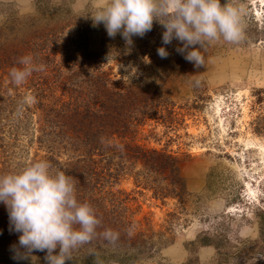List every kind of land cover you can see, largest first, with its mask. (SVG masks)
<instances>
[{"label":"rangeland","instance_id":"rangeland-1","mask_svg":"<svg viewBox=\"0 0 264 264\" xmlns=\"http://www.w3.org/2000/svg\"><path fill=\"white\" fill-rule=\"evenodd\" d=\"M240 3L245 8L242 39L207 46L202 50L204 66L196 68L181 56L174 70L163 72L160 66L143 70L163 78L159 96L166 95L170 102L162 110L170 123L150 116L139 126L136 142L178 159L185 194L182 203L175 197L155 195L147 182L153 175L139 161L126 162L116 179L106 184L115 197L105 204L112 208L110 212L134 221L138 238L145 240L144 251L126 245L102 244L98 249L84 245L96 260L106 256L105 264H217L223 256L220 264L257 261L253 241L259 224L264 227V0ZM90 7L87 0H0V27L11 19L22 23L16 38L0 49L1 60L11 66L0 69V96H11L13 108L32 106L34 88L50 84L42 83L41 78H48L49 73L64 75L63 59L68 61L70 54L78 58L81 51H71L77 40L87 51L97 52L101 42L109 47L95 62L112 79L117 80L119 70L145 66L144 58L137 54L127 63L112 58L125 42L119 34L110 38L103 25L93 27L91 19L81 17ZM28 17L31 22L22 21ZM63 23V33H55ZM49 26L56 28L54 36L46 35ZM160 28L154 23L152 30ZM150 32L143 38L150 37ZM30 42L36 46L43 42L44 46L35 47L34 56L32 50L29 55L22 53ZM11 50L20 51V59L32 57L33 64L43 65V70L33 71L22 84L13 83L10 70L23 65L7 59ZM33 119L30 115L25 126L18 120L13 122L15 127L8 121L1 125L0 174L17 171L31 161L49 162V141L40 140L45 135L33 130ZM66 152L56 155L59 166L55 171L63 169Z\"/></svg>","mask_w":264,"mask_h":264},{"label":"trees","instance_id":"trees-1","mask_svg":"<svg viewBox=\"0 0 264 264\" xmlns=\"http://www.w3.org/2000/svg\"><path fill=\"white\" fill-rule=\"evenodd\" d=\"M31 19L28 17L22 21L31 22ZM21 24H16L11 19L0 27V49L11 43L9 39L16 38V30ZM64 24L59 25L55 33H63ZM46 29L48 30L46 35L54 36L52 30L56 28L49 26ZM70 30L71 28L67 29L68 35L71 33ZM162 32L163 28L159 31L153 29L148 38L133 39L130 48L125 44L119 46L117 52L112 54L115 61L127 63L137 54L144 58L145 66L138 65L133 70L129 68L119 70L117 80L112 79L108 70L102 69L95 62L96 57L103 56L109 51V47L101 42L97 52L87 51L85 45L77 40L71 51L76 52L75 50L79 48L81 51H78V58L70 54L68 61L65 62L63 59L64 75L49 73L48 78H41L42 83L50 84L34 88L30 94V98H34L32 106L24 107L20 104L19 107L13 108L11 96L7 94L0 96V132L3 129L1 126L3 122L8 121L12 124L18 120L19 124L21 122L25 126L27 118L34 115L33 130L45 135L40 136V140L49 141L46 144L50 152L46 158L53 172L56 170L55 166H59L57 156L61 151H67L66 160L62 164L63 169L60 171H64L73 179L78 201L88 203L101 221L97 228V236L87 244L93 249L107 244L113 247L135 246L137 251H144L145 240L142 237L138 238L140 232L134 230V221L123 214L110 212L112 208L105 204L115 197L106 184L116 179L126 162L139 161L142 168L153 175L147 182L155 195L175 197L178 203L183 202L185 184L178 173V159L170 153L152 147L146 148L136 142L139 126L150 116H156L163 123H170V117L162 114V110L170 102L166 95L159 96L163 78L160 73L147 75L143 71L154 66H160L163 72L171 71L180 63L181 55L175 50L178 46L175 40L170 45H164L170 53L168 58L161 59L158 56L156 50L162 46ZM42 43L36 46L35 42H30L22 53L29 55L28 50H32L34 56V48L44 46ZM18 53L20 51L16 53L11 50V56L7 59L11 63L18 62L22 57L18 56ZM6 67L11 66L0 57V69ZM13 126L15 127V123ZM255 129L258 131V126ZM30 163L33 162L28 164ZM118 202L121 201L118 199ZM106 229L113 233L111 239L104 238L103 233ZM17 241L18 234L10 233L7 211L4 205L0 204V264H46L43 252L33 253V261L13 260L10 245ZM253 245L255 246L253 253H259V257L255 258L257 261L253 264H264V227L260 224ZM214 247L218 255L222 256L219 246L214 244ZM76 256L80 257V261H75ZM72 257L74 261H67L66 264H105L107 259L106 256H101L100 261L96 260L95 254H89L87 246L74 251ZM222 261L223 256L217 260V264Z\"/></svg>","mask_w":264,"mask_h":264},{"label":"clouds","instance_id":"clouds-1","mask_svg":"<svg viewBox=\"0 0 264 264\" xmlns=\"http://www.w3.org/2000/svg\"><path fill=\"white\" fill-rule=\"evenodd\" d=\"M93 27L103 25L110 38L119 34L130 48L133 37L143 38L159 24L163 28L161 59L170 55L164 45L178 42L176 52L194 67L204 66L202 50L219 42L236 43L242 39L245 8L240 0H87ZM23 67H13L10 77L19 85L33 71L32 57L19 60ZM34 99V98H33ZM0 204H3L10 233L18 241L10 245L12 259L32 260L33 253L43 252L46 264H66L72 253L90 244L97 236L101 221L88 203L76 196L73 179L64 171L51 170L41 160L0 175ZM111 239V230L103 233Z\"/></svg>","mask_w":264,"mask_h":264}]
</instances>
